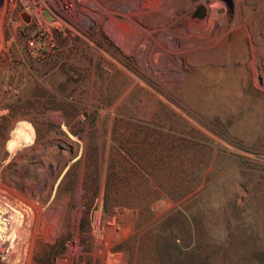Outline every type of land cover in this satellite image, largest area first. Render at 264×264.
Returning a JSON list of instances; mask_svg holds the SVG:
<instances>
[{"label":"rangeland","instance_id":"374dc122","mask_svg":"<svg viewBox=\"0 0 264 264\" xmlns=\"http://www.w3.org/2000/svg\"><path fill=\"white\" fill-rule=\"evenodd\" d=\"M3 109L21 264H264V0H0Z\"/></svg>","mask_w":264,"mask_h":264},{"label":"bare ground","instance_id":"6f19581e","mask_svg":"<svg viewBox=\"0 0 264 264\" xmlns=\"http://www.w3.org/2000/svg\"><path fill=\"white\" fill-rule=\"evenodd\" d=\"M1 195H0V262H2L3 259H5V258H14L16 260L12 259V261H13L12 264H21V261H22L21 260V258H22L21 251L22 250L20 248L21 245L19 246V245L14 244L12 242V236L15 235L14 231L19 230V228H21V226H22L21 225L22 219L19 217L22 214L20 215V213L17 210H15L14 213L17 211L18 212L17 215L19 214V216H16L12 212H10V210H8L6 208V204L2 200L3 195L2 196ZM23 220H25V219H23ZM25 225L28 226L27 224H25ZM29 227H31V226H29ZM9 231H10V234L8 236L7 233H9ZM5 240L8 241V242L6 241L7 242L6 245H4ZM26 256H28V255H26Z\"/></svg>","mask_w":264,"mask_h":264},{"label":"clouds","instance_id":"9594fccd","mask_svg":"<svg viewBox=\"0 0 264 264\" xmlns=\"http://www.w3.org/2000/svg\"><path fill=\"white\" fill-rule=\"evenodd\" d=\"M8 114L7 109L0 110V116ZM37 139L34 125L25 119L16 121L15 126L9 131L8 139L5 142V150L10 154L9 158L32 147Z\"/></svg>","mask_w":264,"mask_h":264},{"label":"trees","instance_id":"16d2710c","mask_svg":"<svg viewBox=\"0 0 264 264\" xmlns=\"http://www.w3.org/2000/svg\"><path fill=\"white\" fill-rule=\"evenodd\" d=\"M217 245H220L221 247L215 252L209 250L211 247L209 241H198L197 244L193 243L183 246L180 251H182V253L188 258L189 264H215L214 260H216L218 254H220V256L218 255L220 260L225 263L228 256L227 250L229 244L227 241H222ZM175 246V244L172 245V247Z\"/></svg>","mask_w":264,"mask_h":264},{"label":"water","instance_id":"95a60500","mask_svg":"<svg viewBox=\"0 0 264 264\" xmlns=\"http://www.w3.org/2000/svg\"><path fill=\"white\" fill-rule=\"evenodd\" d=\"M205 13V8L202 5L196 7L194 14L198 17H203Z\"/></svg>","mask_w":264,"mask_h":264}]
</instances>
